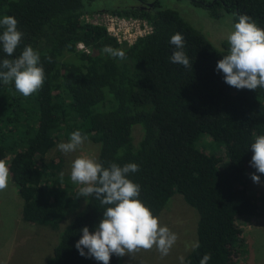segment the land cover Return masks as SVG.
<instances>
[{"label":"trees","instance_id":"obj_1","mask_svg":"<svg viewBox=\"0 0 264 264\" xmlns=\"http://www.w3.org/2000/svg\"><path fill=\"white\" fill-rule=\"evenodd\" d=\"M187 1L211 19L229 17L234 24L247 15L264 29V0ZM103 12L144 19L151 32L126 46L83 20L92 12L82 0H0V18L15 17L24 33L13 57L0 50V60L31 46L45 71L42 89L27 98L0 81V160L21 199L22 222L56 230L72 215L43 264H100L82 257L75 245L83 227L95 231L105 206L92 196L78 197L61 157L46 159L59 138L68 141L77 130L98 145L96 161L104 167L139 166L128 178L140 185L139 199L154 216L174 193L196 212L199 247L184 256L185 264H200L205 254L211 255L208 264H233L241 249L235 220L256 213L257 197L247 180L260 175L264 187V174L250 167V145L264 135V88L237 90L224 83L215 69L228 52L227 42L212 47L156 1L149 9ZM178 32L192 69L169 60L175 51L169 40ZM106 45L124 50L127 59L110 58L102 52ZM134 125L140 131L135 145ZM202 136L214 146L211 152L203 151L205 142L197 146ZM110 264L123 259L113 255Z\"/></svg>","mask_w":264,"mask_h":264},{"label":"clouds","instance_id":"obj_2","mask_svg":"<svg viewBox=\"0 0 264 264\" xmlns=\"http://www.w3.org/2000/svg\"><path fill=\"white\" fill-rule=\"evenodd\" d=\"M23 36L15 17L0 18V50L6 57H13ZM226 41L228 52L217 62L215 69L223 74L224 83L237 90L264 88V29L258 27L251 17L240 15L238 22L229 30ZM169 43L175 48L169 57L170 62L192 69V63L184 51L183 35L179 32L172 35ZM102 52L110 58L127 59L124 50L110 45H106ZM47 59L51 62L50 57ZM0 81L12 83L15 91L25 98L37 93L45 82L39 52L25 46L18 57L0 60ZM87 139L77 130L70 134L68 142L60 143L57 147L64 154L74 153ZM250 149L253 153L250 167L256 173L264 174V135L256 136ZM138 171L139 166L135 163L122 167L111 163L104 167L95 159L85 156H78L72 161L70 180L73 184L81 185L78 197L92 196L105 206L94 232H90L88 227L81 229L82 236L75 247L82 257L94 258L100 264H110L113 255L122 258L153 249L161 257L170 254L178 236L167 226H162L159 218L139 199L140 185L128 178L129 174ZM251 180L259 184L260 175L251 174ZM8 181L9 168L4 160H0V191L8 187ZM192 247L199 245L197 243ZM178 259L180 264H185L183 256ZM210 259L211 255L205 254L200 264H208Z\"/></svg>","mask_w":264,"mask_h":264},{"label":"rangeland","instance_id":"obj_3","mask_svg":"<svg viewBox=\"0 0 264 264\" xmlns=\"http://www.w3.org/2000/svg\"><path fill=\"white\" fill-rule=\"evenodd\" d=\"M82 1L85 11L92 12V14H86L83 17V20L88 23L105 13L104 10L144 7L146 4L156 1L158 8L175 11L214 48H218L220 42L226 41V36L233 25L229 17L218 20L211 19L202 8L193 7L187 0ZM139 137V127L137 125L132 126L131 138L134 145L138 142ZM63 142L68 141L59 138L54 148L46 156V159L55 160L57 157L63 159V174L70 176L71 163L78 156L96 160L97 144L86 140L76 152L64 154L57 147ZM204 142L207 144V148L203 151L211 152L214 146L210 139L205 136L198 140L197 146H202ZM217 155L222 156V152H217ZM247 185L249 191L257 197L256 213L251 217L235 220V224L241 232V249L233 260V264H264V187L261 183H254L251 177L247 180ZM80 187L81 185H78V189ZM81 198L85 199L84 197ZM182 198L180 194L174 193L157 216L162 226H167L178 236L170 254L161 257L155 249L141 251L131 256L122 257L123 264H180L178 258L184 257L195 244V223L197 220L196 212ZM83 203L81 202L80 209L83 207ZM20 205L21 199L9 180L8 187L4 191H0V264H43L51 255V250L56 244L59 233L68 225L72 215L66 214L64 221L58 228L52 230L48 227L22 222Z\"/></svg>","mask_w":264,"mask_h":264},{"label":"built area","instance_id":"obj_4","mask_svg":"<svg viewBox=\"0 0 264 264\" xmlns=\"http://www.w3.org/2000/svg\"><path fill=\"white\" fill-rule=\"evenodd\" d=\"M89 23L101 26L117 44H125L126 46L132 45L136 40L151 32L149 24L144 19L123 18L107 13L95 17L94 21ZM77 49L86 51L80 44L77 45Z\"/></svg>","mask_w":264,"mask_h":264},{"label":"water","instance_id":"obj_5","mask_svg":"<svg viewBox=\"0 0 264 264\" xmlns=\"http://www.w3.org/2000/svg\"><path fill=\"white\" fill-rule=\"evenodd\" d=\"M152 4H153V2L152 3H149V4H146V6H144L145 8H150V7H152ZM144 7H143V9H144Z\"/></svg>","mask_w":264,"mask_h":264},{"label":"flooded vegetation","instance_id":"obj_6","mask_svg":"<svg viewBox=\"0 0 264 264\" xmlns=\"http://www.w3.org/2000/svg\"><path fill=\"white\" fill-rule=\"evenodd\" d=\"M129 8H132V7H129ZM134 8V7H133ZM135 8H138V9H141V8H143V7H141V6H138V7H135ZM145 8V7H144ZM151 8V7H150ZM145 9H149V8H145Z\"/></svg>","mask_w":264,"mask_h":264}]
</instances>
